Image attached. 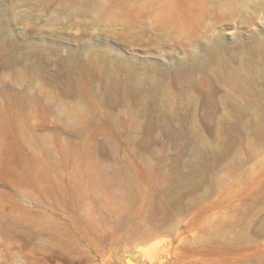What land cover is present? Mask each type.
<instances>
[{
	"label": "rangeland",
	"instance_id": "1",
	"mask_svg": "<svg viewBox=\"0 0 264 264\" xmlns=\"http://www.w3.org/2000/svg\"><path fill=\"white\" fill-rule=\"evenodd\" d=\"M229 1L0 0V264H264V0Z\"/></svg>",
	"mask_w": 264,
	"mask_h": 264
},
{
	"label": "bare ground",
	"instance_id": "2",
	"mask_svg": "<svg viewBox=\"0 0 264 264\" xmlns=\"http://www.w3.org/2000/svg\"><path fill=\"white\" fill-rule=\"evenodd\" d=\"M231 1V0H230ZM229 1V2H230ZM213 2V1H212ZM216 3V2H215ZM215 3H213V4H215ZM254 3V2H253ZM202 6V5H201ZM235 6V5H234ZM205 7H207V6H205ZM232 7V6H231ZM257 7H258V5H257ZM158 8V7H157ZM168 8V7H167ZM202 8H204V7H202ZM159 9V8H158ZM208 9V8H207ZM220 10V9H219ZM216 11V10H215ZM195 16V15H194ZM187 18V17H186ZM182 21V20H181ZM157 27V26H156ZM161 28V27H160ZM192 28V27H191ZM208 28V27H207ZM171 29V28H170ZM215 38V37H214ZM213 39V38H212ZM218 39V38H217ZM99 57V56H98ZM130 64V63H129ZM129 66V65H128ZM200 66V65H199ZM54 77V76H53ZM178 78H179V76H178ZM163 91V90H162ZM166 96V95H165ZM132 184V183H131ZM160 197H162V196H160ZM172 204V203H171Z\"/></svg>",
	"mask_w": 264,
	"mask_h": 264
}]
</instances>
